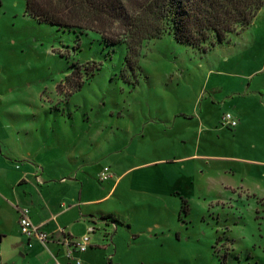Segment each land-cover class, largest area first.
Segmentation results:
<instances>
[{"label":"rangeland","instance_id":"374dc122","mask_svg":"<svg viewBox=\"0 0 264 264\" xmlns=\"http://www.w3.org/2000/svg\"><path fill=\"white\" fill-rule=\"evenodd\" d=\"M86 35L77 49L73 32L38 23L25 0H0V135L14 128L12 155L67 165L92 195L133 171L96 206L119 223L93 264H264V5L205 50L145 41L133 71L123 46ZM93 60L102 68L73 92V65ZM225 113L236 127L222 126ZM5 220L11 229V212Z\"/></svg>","mask_w":264,"mask_h":264},{"label":"trees","instance_id":"16d2710c","mask_svg":"<svg viewBox=\"0 0 264 264\" xmlns=\"http://www.w3.org/2000/svg\"><path fill=\"white\" fill-rule=\"evenodd\" d=\"M263 5L264 0H25V13L38 23L73 32L77 49L87 32L96 34L108 50L123 46L125 69L133 71L145 41L169 35L179 44L205 50L208 43H223L249 26ZM86 65H73V85L65 84L73 92L102 68L95 60L92 67ZM180 200L187 213V200ZM101 219L119 223L113 214Z\"/></svg>","mask_w":264,"mask_h":264},{"label":"crops","instance_id":"0c3cea01","mask_svg":"<svg viewBox=\"0 0 264 264\" xmlns=\"http://www.w3.org/2000/svg\"><path fill=\"white\" fill-rule=\"evenodd\" d=\"M14 132V128L5 126L0 135V264H47L52 255L57 256L61 264H74L66 261L60 253L61 232L70 237H80L91 225L95 231L90 234V246L79 257L82 264H93L95 252H104L108 242L113 240L109 225L115 226L101 219L103 214L113 213L96 206L113 190L115 192L122 180L133 171L120 178L127 169L114 181L107 180V194L92 195L99 189L93 187L88 177L80 176L77 172L71 173V177H65L63 171L67 165H54L44 154L40 157L47 159V165L44 160L37 161V157L30 159L29 156H13L7 138L14 137ZM53 166L57 168L50 169ZM10 171L15 172V175L10 176ZM102 191H105L103 186L100 189ZM167 193L170 195L171 190ZM20 208H28L31 221L51 236L46 245L36 240H30V246L27 245V239L19 232L17 211ZM8 212L13 215L11 229L5 220ZM113 232H117V226ZM111 262L112 259L107 258L106 263Z\"/></svg>","mask_w":264,"mask_h":264},{"label":"built area","instance_id":"2783aa9c","mask_svg":"<svg viewBox=\"0 0 264 264\" xmlns=\"http://www.w3.org/2000/svg\"><path fill=\"white\" fill-rule=\"evenodd\" d=\"M221 124L225 127H236L237 120L230 114L225 113L221 117ZM112 174L107 170L104 169L100 172L98 178L100 181L107 180L111 178ZM18 225H19V232L22 236H24L28 243L27 245L30 246V240H36L43 245H46L51 236L40 229L39 225H35L29 216V209L28 208H20L18 209ZM95 231V227L93 225L88 226L86 232L80 237H70L61 232L62 240L59 241V248L62 257L74 264H82L79 255L85 252L90 246V234ZM47 264H61L60 260L57 256L52 255L51 260Z\"/></svg>","mask_w":264,"mask_h":264}]
</instances>
